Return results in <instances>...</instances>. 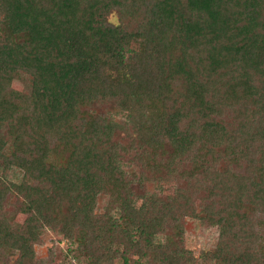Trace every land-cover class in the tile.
<instances>
[{
    "label": "trees",
    "instance_id": "16d2710c",
    "mask_svg": "<svg viewBox=\"0 0 264 264\" xmlns=\"http://www.w3.org/2000/svg\"><path fill=\"white\" fill-rule=\"evenodd\" d=\"M0 264H264V0H0Z\"/></svg>",
    "mask_w": 264,
    "mask_h": 264
},
{
    "label": "rangeland",
    "instance_id": "374dc122",
    "mask_svg": "<svg viewBox=\"0 0 264 264\" xmlns=\"http://www.w3.org/2000/svg\"><path fill=\"white\" fill-rule=\"evenodd\" d=\"M107 17L111 21L114 22L117 21V15L114 13L108 14ZM12 85L20 90L29 91L28 89L29 85L26 80H19L15 78L12 80ZM119 118L120 119L118 118L117 119L122 127L116 132V137H118L122 142L127 143L131 138H133V136L131 132L127 129L125 122L121 119V117ZM8 175L13 179H17L19 177V171L15 168H10L8 170ZM14 201L17 200L14 199ZM105 203H106V197L100 196L97 202L96 210L102 211L105 207ZM217 233L218 232L216 227L205 228L198 225H194V226L192 225L187 231L186 244L195 252H197L200 248H209L215 244L217 239ZM42 235L45 243H43L42 245H37L36 248L41 255H45L48 246L51 244L50 240L55 239L56 234L54 232L46 231L45 234ZM55 245L64 247L63 242L59 244L55 243ZM74 262L76 263L75 259Z\"/></svg>",
    "mask_w": 264,
    "mask_h": 264
}]
</instances>
